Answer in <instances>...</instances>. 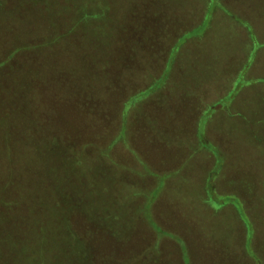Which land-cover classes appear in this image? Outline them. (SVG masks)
<instances>
[{"label":"rangeland","instance_id":"1","mask_svg":"<svg viewBox=\"0 0 264 264\" xmlns=\"http://www.w3.org/2000/svg\"><path fill=\"white\" fill-rule=\"evenodd\" d=\"M30 216L47 264H264V0H0V264Z\"/></svg>","mask_w":264,"mask_h":264},{"label":"trees","instance_id":"2","mask_svg":"<svg viewBox=\"0 0 264 264\" xmlns=\"http://www.w3.org/2000/svg\"><path fill=\"white\" fill-rule=\"evenodd\" d=\"M22 159V175L21 179L23 181L24 188L37 187V182L40 179V169L48 164L49 160H45L39 155H28L24 156ZM29 194V191L25 189ZM34 203V202H33ZM20 206L19 203L11 204L8 209H16ZM40 221L35 219L34 216H30L22 227H17L16 231L12 235L7 233V237L4 240L5 245H9L12 248H17L23 250V253H30L33 251V260L36 264H47V253L52 252V248L57 249L55 242H52L50 235H52L56 230V223L52 222V225L38 228L36 223ZM47 223H43L46 225ZM48 230H51L48 232ZM2 241V242H4Z\"/></svg>","mask_w":264,"mask_h":264},{"label":"crops","instance_id":"3","mask_svg":"<svg viewBox=\"0 0 264 264\" xmlns=\"http://www.w3.org/2000/svg\"><path fill=\"white\" fill-rule=\"evenodd\" d=\"M208 212V211H207ZM209 213H211V212H209ZM212 214V213H211Z\"/></svg>","mask_w":264,"mask_h":264}]
</instances>
